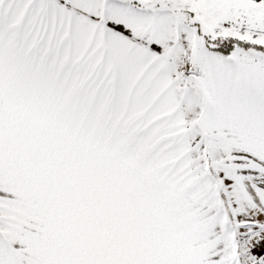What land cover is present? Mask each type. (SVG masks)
<instances>
[{
  "label": "snow or ice",
  "instance_id": "1",
  "mask_svg": "<svg viewBox=\"0 0 264 264\" xmlns=\"http://www.w3.org/2000/svg\"><path fill=\"white\" fill-rule=\"evenodd\" d=\"M0 264H264V0H0Z\"/></svg>",
  "mask_w": 264,
  "mask_h": 264
}]
</instances>
